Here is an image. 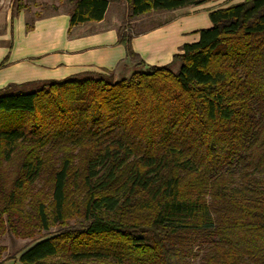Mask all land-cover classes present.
I'll list each match as a JSON object with an SVG mask.
<instances>
[{"label": "trees", "instance_id": "trees-1", "mask_svg": "<svg viewBox=\"0 0 264 264\" xmlns=\"http://www.w3.org/2000/svg\"><path fill=\"white\" fill-rule=\"evenodd\" d=\"M125 1L131 17L206 2ZM107 6L77 0L69 27ZM208 18L161 66L118 29L128 79L0 88V239L34 242L20 264H264V0Z\"/></svg>", "mask_w": 264, "mask_h": 264}, {"label": "crops", "instance_id": "crops-1", "mask_svg": "<svg viewBox=\"0 0 264 264\" xmlns=\"http://www.w3.org/2000/svg\"><path fill=\"white\" fill-rule=\"evenodd\" d=\"M107 1L102 20L71 28L69 11L41 16L32 24L19 16L14 31L0 37V88L10 83L63 80L106 70L116 73L122 69V74L128 73L131 61L125 47L118 43V18H108L110 2ZM212 6L206 1L198 6L165 11L172 14L169 20L145 32L131 34V48L148 65L170 63L183 44L198 39L197 31L211 26L208 13L216 9Z\"/></svg>", "mask_w": 264, "mask_h": 264}, {"label": "rangeland", "instance_id": "rangeland-1", "mask_svg": "<svg viewBox=\"0 0 264 264\" xmlns=\"http://www.w3.org/2000/svg\"><path fill=\"white\" fill-rule=\"evenodd\" d=\"M77 0H0V37L9 34L16 28V24L19 16L24 18V21L28 24H32L34 19L48 14H52L60 11H70ZM209 4L213 5V8L224 7L230 4H235L243 0H206ZM110 5L108 8V18H118L116 26L119 27L120 32L124 35L139 34L150 30L159 24L169 20L172 16L171 13L161 12H149L147 14L131 17L129 16V7L125 0H109ZM18 11V14H15ZM12 16H15L13 19ZM128 73H123L122 69H119L115 74L116 80L128 79L133 71L137 68L134 63L131 62ZM177 69V65L173 67V70ZM130 70V71H129ZM36 85L22 86L18 91L23 93H29L35 90ZM58 231V227L51 228L45 236H52ZM34 242L30 239H15L11 235L5 234L0 239V245L6 249L0 252V264H20L17 258L22 252L32 246ZM202 250L198 252L196 259H193L190 264H200ZM13 257V258H11ZM56 262L61 260L55 259ZM58 264V263H56Z\"/></svg>", "mask_w": 264, "mask_h": 264}]
</instances>
